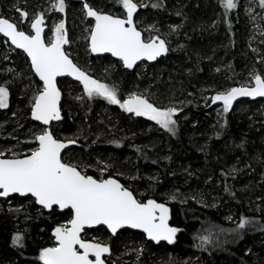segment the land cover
I'll return each mask as SVG.
<instances>
[{
    "label": "snow or ice",
    "instance_id": "obj_1",
    "mask_svg": "<svg viewBox=\"0 0 264 264\" xmlns=\"http://www.w3.org/2000/svg\"><path fill=\"white\" fill-rule=\"evenodd\" d=\"M112 3L121 9L118 15L106 11L105 7L94 6L90 0H83L81 11L89 20L84 38L90 53L97 56L110 54L127 70L134 69L138 62L156 61L167 55L170 42L166 35L161 34L155 24L141 27L143 21L138 17L141 8H162V0H153L151 4L144 0H112ZM219 5L227 17L237 9L238 0H219ZM259 7L264 9V0H259ZM66 8V0H52L48 11L65 14ZM16 11L21 21L29 20L27 11L19 7ZM46 26L43 11L31 16L27 31L22 30L14 20L0 17V36L25 54L30 62V73L38 78V81H33L25 77L29 79L25 94L32 90L28 99L30 118L42 126L32 132L31 140L25 141L33 145L27 153L7 155L0 151V197L18 195L30 198V202L50 214L59 212L67 215V219L57 223L52 230L54 245L39 251V264H106V257L111 255L110 245L96 236L85 238L88 235L86 229L98 227H103L112 236L122 229H135L157 245L162 241L169 245L175 243L181 229L169 225L170 209L166 203L153 198L139 199L130 186L111 175L105 178L103 174L110 167L107 163L99 169L101 174L96 178L82 170L79 163L66 161L62 155L64 150L77 141L61 139L53 130V122L63 119V93L58 86L59 77H72L79 82L83 94L77 96V100L85 97L89 100L102 99L125 113L154 122L172 136L178 131L175 117L181 109L158 104L145 93L130 92L126 98L121 97L116 85L102 82L73 61L71 52L65 48L72 41L64 19L52 25L47 41L44 35ZM170 27L173 33L177 31L178 26ZM8 71L14 73V78L23 77V73H15V69ZM240 97L253 100L264 97V74L253 72L249 82L218 91L210 100L212 104H222L218 116H226ZM9 98L10 88L7 84H0V109L9 108ZM100 163L97 161L98 165ZM170 199L175 200L176 195L172 194ZM250 223L248 218L241 217L237 229L244 230ZM23 239V235L17 233L12 244L22 247ZM198 239L200 243L197 247L200 248L212 243L211 235H201Z\"/></svg>",
    "mask_w": 264,
    "mask_h": 264
},
{
    "label": "rangeland",
    "instance_id": "obj_2",
    "mask_svg": "<svg viewBox=\"0 0 264 264\" xmlns=\"http://www.w3.org/2000/svg\"><path fill=\"white\" fill-rule=\"evenodd\" d=\"M206 1L207 4L212 2L211 4L217 5L218 12L220 10L222 14V16L217 15L215 17V19H217L213 25L209 23L207 26L206 31L209 33L208 36H212V32L215 33L214 31L220 30L222 18L224 21L228 20L230 17L235 25V34L231 37L223 36L218 41V46H222L221 51L214 50L211 53L209 66L206 67L207 71L203 77H199L197 74H194L192 69H188V77H192L195 84L198 86L197 93H194L192 97L185 93L182 87L179 88V84L177 85V80L175 79L176 74L166 71L162 66L150 68L149 66L155 64L142 65L140 73L142 77L145 75L146 81L142 82V86L136 85L135 88L133 87V90L131 89L132 91H129L130 88H127L126 81L122 74L117 72V67H114L109 62L98 59L90 61L89 58L92 56L87 50V40L84 38L87 35L85 28L88 26L89 20L84 18L81 11L83 0H66L67 8L65 14L48 11L52 0H0V17L14 20L22 30L27 31L29 29L31 16L38 11L45 12V21L47 25L45 33L46 41L50 39V29L52 25L58 22L59 19H64L69 38L72 41V43L66 45L65 48L71 52V57L82 68L89 71L91 75L100 79L102 82L108 83L109 85H116L121 97L126 98L130 92L145 93L158 104L163 106H175L181 109L175 117L178 121V127L180 126V128H183L184 132L195 142V145H197L198 150L201 152L200 154L205 155L208 153V148L212 145V136L204 138L201 137L203 135L201 132L197 131L196 133V128L200 127V123H202L201 121L199 122V119H201V117H206L204 119L205 124H203L201 128L204 129L207 118H216L218 117V112L222 111V106L212 104L210 97L225 88L237 87L249 82L250 75L253 72L264 74V9L259 7V0H238L237 9L229 13L227 17L223 15L224 10L220 7L219 0ZM90 2L94 6L105 7L106 11H111L117 15L121 11L118 6L113 5L112 0H90ZM144 2L151 4L153 0H144ZM190 2L196 7H200V11L203 7L205 9L204 0H190ZM16 7L27 11L29 13V20L21 21ZM141 9L143 11L148 10L147 8ZM139 11L140 9L138 12ZM164 21L168 24L159 22L157 18L149 15L144 19L141 27L155 24L156 27L159 28L160 33L166 35V38L170 42V50L167 55L170 52L175 54L183 51L186 47L184 41L177 39L175 36L182 32L187 22L176 20L175 18ZM170 26H178L177 31L173 33ZM224 26L226 27V23H224ZM169 33L171 34L168 35ZM144 34L145 36L148 35L147 32ZM230 48L232 50L236 48L237 52L231 55ZM253 49H255V51H253ZM5 57H7V59ZM238 58H242V61L238 63V74L236 79L232 80L228 74V70L235 64V60ZM9 69H15V73H23V77L14 78V73L9 72ZM217 69H219V71H217ZM25 77H30L33 81H37L34 74L29 71L27 58L22 53L17 52L10 46L9 42H5V38L0 36V84H7L10 88L9 108L0 109V151L5 152L7 155H11L13 152L21 155L27 153L33 145L25 141L31 140L32 132L38 130L37 126L32 123L29 124L30 111L28 99L32 95V90H29L27 94H25V88L29 83V79ZM59 85L63 93L62 107L64 117H70L71 123H74L71 129L58 124L53 127V130L61 139L68 138L78 140L80 138V141L83 143L87 141L88 146H90L91 144H96L100 140V137L108 131L111 133L116 131L117 134H120L118 130H123V128L119 124L120 122H118V117H122L124 112L118 106L110 105L107 101L102 99L89 100L85 97L83 100H77L76 97L83 94L82 86H80L79 83L66 80L62 81ZM145 90H147V92H145ZM250 101L252 100H244L234 104L228 115L231 114L233 117H264V100H262L258 111L252 108ZM96 104L99 105L96 106ZM199 108L204 110V116L197 115L196 109ZM13 113L16 115L13 116ZM87 117H94L93 119L95 121L88 122L89 119ZM142 119L145 121L142 133L146 135V139L142 142V147H146V149L153 152L159 149H161V152L163 150L166 151L163 156L164 161L170 166V160L173 158L172 154H170L172 148L169 146V141L163 140V135H166L167 132L159 128L154 122L148 121L143 117ZM125 137H127V135L124 134L121 136V139ZM233 141L243 144L246 139L237 137L236 139L232 138L231 142L225 143L227 144V151L225 150V152H228L231 156L237 157L236 160L232 161L229 172L238 174L239 169L237 168V163L238 159L241 158V150L238 148H240L241 145ZM122 144L123 143L119 142L115 145L120 147ZM136 146L139 147L140 145L136 144ZM83 152L81 148L73 150L66 155V160L72 163H79L82 170L91 172V174L97 176V178H99L101 174L99 169H102L105 163L112 165L110 164L112 160L111 157L113 156L112 153L109 155L101 153V151H94L92 157H90L88 155L86 156ZM258 154L257 163L261 165H258L255 172L264 168V151H260ZM97 161L101 163L98 165ZM85 165H87L86 168ZM109 168L104 172V176L113 171ZM171 169L173 171H180L179 173L181 176L180 178L164 184L163 187L159 189L157 196L161 202L170 206L171 203L185 204L189 199L195 200L205 209L222 208L221 215L225 222L233 224L239 222L226 208V201L217 190L220 183L215 179L213 174H210L209 171L211 168H209L208 164H204V166H200L193 171L188 165L178 161V165H175ZM118 172L121 173L124 172V170H119ZM252 172L253 171L246 173L241 172L235 181L244 202V212L248 216H255L258 214L257 209L260 210L264 207V199L259 196L258 192L252 191L255 186L260 184V176H253L251 174ZM196 174L205 178L203 187L199 186L194 181ZM131 176H136L137 179H129ZM129 177L127 178L129 185L138 197L154 199V195L151 194L146 187H142L141 183H147L148 181L152 183L161 182V175L158 170L151 167L142 168V170L133 171V174L129 173ZM172 194L176 195L175 200L170 199ZM33 205H35V203L30 202V198L23 199L22 201L11 199L6 202H0V207L3 206L4 211L30 210ZM35 212L37 215L42 213L38 209ZM48 217L51 222H53V226H56L57 223L64 222L65 218L67 219V217L62 218L59 215H49ZM11 227L14 230L11 237V247L16 248L18 246L12 244L13 236L17 233L24 236V233L20 225L15 221L11 223ZM179 229H181L180 232L184 231L183 228ZM230 232L232 233L233 231ZM39 233H43L42 228ZM221 233L231 234L229 230H221ZM93 236L100 238L105 243L109 242L110 245L112 244V240L104 229L89 232L87 239H91ZM47 238L46 247L53 246V239L50 233ZM4 248L7 249L6 247ZM114 253H116V256L110 257L111 259L109 258L113 264H139L142 258L146 259L148 264L209 263L198 255L185 257L168 251L163 247L157 248L152 243H149L144 235L133 232L119 235L117 244L114 247ZM260 258L264 259V256H260ZM0 264L34 263L20 261L13 251H8L7 249V251L4 250V253L0 255Z\"/></svg>",
    "mask_w": 264,
    "mask_h": 264
},
{
    "label": "trees",
    "instance_id": "obj_3",
    "mask_svg": "<svg viewBox=\"0 0 264 264\" xmlns=\"http://www.w3.org/2000/svg\"><path fill=\"white\" fill-rule=\"evenodd\" d=\"M162 3V8L152 9L148 7V10L145 11L140 9L138 16L144 21L145 18L152 15L164 24L166 23L164 20L171 18L186 21L185 28L179 35L175 36L177 39L183 40L186 47L179 53L170 52L164 59L149 67L157 68L162 66L166 71L176 74L175 79L177 80V85L179 84V88L182 87L185 93L191 94L190 96L192 97L194 93H197L198 86L192 77H188V69H192L194 74L203 77L207 71L206 67L209 66L211 53L214 50L221 51L222 46H218V41L223 36H233L235 34V25L231 17L224 21L222 18L220 30L214 31L215 33L212 32V36H208L209 33L206 28L209 23L213 25L217 19L215 17L217 15L222 16L220 10L218 12L217 5L211 4L212 2L207 4V1L204 0L205 9L203 7L200 11V7H196L190 0H162ZM224 23H226V27ZM229 24L231 27H229ZM236 52V48L234 50L230 48L231 55ZM89 60L94 61L95 59L90 57ZM98 60L107 62V58ZM239 61H242V58L236 59L235 64L228 70L232 80L237 77ZM117 72L122 74L127 88H130L129 90L133 89V87L135 88L136 85L142 86V82L146 81L145 75L137 79L136 73L128 74L121 70H117ZM261 102L262 100L250 101L252 108L256 111L259 110ZM98 105L96 104V106ZM196 112L198 116H204L205 114L202 108L196 109ZM87 118L89 119L88 122L95 121L94 117ZM205 118L201 117L199 119V122L201 121L202 123H200V127L196 128V133L199 131L203 134L201 137L212 136V145L208 148V153L205 155L200 154L201 152L195 142L180 126L175 136L169 133L163 135V140L169 141L170 145H168L172 148L170 154H172L173 158L170 160V166L164 161L163 156L166 151L163 150L161 152V149H159L153 152L146 149V147H142V142L146 139V135L142 133L145 125L143 119L133 120L125 116L118 117V122L123 128V130H118L120 134H117L116 131L113 133L108 131L100 137L96 144H91L87 147L86 144L88 142H85L84 145H81V149L90 157H92L94 151H101L109 155L112 153L118 170H120L119 168H124L130 173L148 167L158 170L161 175V182L152 183L148 181L141 184L142 187H146L154 195V199L160 202L161 200L157 196L159 189L164 184L181 176L180 171L171 169L178 165V161L185 163L193 171L200 166H204V164H208L209 168H211L208 171L220 183L217 190L226 201L225 206L229 213L238 221L241 217H245L251 223L244 230H238V223H227L223 220L221 215L222 208L205 209L198 202L191 199L187 200L185 204L171 203L172 224L178 228H183L184 231L179 233L177 241L172 246L160 245L157 248L163 247L168 251L185 257L198 255L208 261V264H264V259L260 258V256H264V207L260 210L257 209L258 214L255 216L246 215L244 202L235 184L236 178L239 177L241 172L253 171L251 174L253 176L259 175L260 177H257L261 181L252 191L258 192L259 196L264 199V168L255 172L258 165H261L257 163L258 153L264 151V117H233L231 114H227L226 116H218L213 119L207 118V127L204 125L205 128L201 129L203 124H205ZM71 122V118L66 117L63 126L71 129L74 124ZM221 125L224 126L221 127ZM83 126L85 127L84 124ZM217 133H219V136H217ZM124 134L127 137L121 139ZM237 137L245 138L246 141L243 144L233 141L241 145L238 148L241 150V158L238 159L237 163L239 173L233 174L229 172V168L232 161L236 160L237 157L225 152V150L227 151V144L225 143H229L232 138L236 139ZM115 139L121 140L123 143L122 147H118L112 142ZM79 144H82V141H79ZM136 144L140 146L137 147ZM204 180L205 178L197 174L194 179L201 187L204 185ZM13 200L22 201L23 199L15 197ZM142 200H146V198L142 197ZM36 210L35 205L31 206L30 210L4 211L3 206L0 207V255L4 253V250L7 251L8 249V251H13L20 261L39 264L38 254L43 247H46L47 237L53 227V222L44 213L37 215ZM14 221L20 225L24 233L22 247H11V237L14 232L11 223ZM41 228L43 233L40 234ZM221 230H229V233H231L230 231L233 232L228 235L227 233H221ZM125 233L127 232L122 234ZM201 235H211L212 243L205 245V248L197 247L200 243L198 237ZM118 239L119 237L115 242ZM139 264H148V262L142 258Z\"/></svg>",
    "mask_w": 264,
    "mask_h": 264
},
{
    "label": "flooded vegetation",
    "instance_id": "obj_4",
    "mask_svg": "<svg viewBox=\"0 0 264 264\" xmlns=\"http://www.w3.org/2000/svg\"><path fill=\"white\" fill-rule=\"evenodd\" d=\"M2 37V36H1ZM3 38V37H2ZM10 44V43H9ZM10 46H12L11 44H10ZM13 47V46H12ZM14 48V47H13ZM15 49V48H14ZM17 52H20V53H22V51H19V50H17V49H15ZM23 54V53H22ZM24 56H25V54H23ZM90 55L94 58V59H104V58H107V62H109V63H111L114 67H117V70H121V71H123V72H125V73H128V74H131V73H136V78L138 79L139 77H141L142 76V74L140 73L141 71H140V68L142 67V65H147V63H144V64H142V63H140V64H138L134 69H132V70H127V69H125V68H123V65L119 62V61H117L116 60V58H114V57H111L110 55H107V56H98V57H95L92 53H90ZM167 56V55H166ZM165 56V57H166ZM26 57V56H25ZM164 57V58H165ZM72 58V57H71ZM164 58H162V59H164ZM73 59V58H72ZM73 61L75 62V63H77L74 59H73ZM160 61V60H159ZM158 62V61H157ZM29 63V65H30V62H28ZM156 64V63H155ZM148 65H150V64H148ZM36 78V77H35ZM36 80H37V78H36ZM66 80H70V81H73L74 83H75V81L74 80H72L71 78H63V79H60L59 80V84L62 82V81H66ZM38 81V80H37ZM76 83H78V82H76ZM59 87H60V85H58ZM133 90V89H132ZM132 90H129V91H132ZM136 90V89H135ZM137 91V90H136ZM252 101H256V100H252ZM63 104V98L61 99V105ZM123 116H125V117H130V118H132L133 120H137V119H142V117H135V116H132L131 114H128V113H125L124 112V115ZM62 117H63V119L61 120V121H59V122H53V127L55 126V125H60V126H63V123H64V120L66 119V117H64V111H63V107H62ZM29 120H30V122L33 124V125H35V126H37V127H42V126H39V124H38V122H35V121H32L31 120V118L29 117ZM83 123V122H82ZM88 123V122H87ZM64 127V126H63ZM79 138V137H78ZM80 139V138H79ZM77 140L76 139V144H74L73 146H71L68 150H66V151H64V153L62 154V155H64V157H65V160H66V155L69 153V152H71V151H73V150H76V149H78V148H81V145H84V143L82 142V144H79V141L80 140ZM87 142V141H86ZM114 144H116V143H122L121 142V140H119V139H115V140H113L112 141ZM87 145V147H88V144H86ZM120 147H122V145L120 146ZM86 156H87V153L86 152H83ZM101 153H104V152H101ZM112 158V160L110 161V164H112V165H110V170H113V172H111V173H109V174H107V175H105L104 177L105 178H107L108 176H113L114 178H116V179H118V180H120V182L121 183H123V184H125L126 186H130L129 185V182H128V177H129V171H127V170H124V168H122L123 170H124V172H121V173H124V175H119L118 173H120V172H118L119 170L116 168V165L115 164H113V163H115L114 162V158L113 157H111ZM67 161V160H66ZM120 170H122L121 168H119ZM115 171V172H114ZM87 174H89V175H92V176H94L93 174H91V172H88L87 171ZM133 174V173H132ZM94 177H96L97 178V176H94ZM134 192V191H133ZM135 195H136V193H134ZM137 196V195H136ZM15 197H18V198H20V199H29V198H23V197H19V196H13V197H10V198H8V199H2V198H0V202H6V201H9V200H11V199H13V198H15ZM137 198H139V199H142V198H140V197H138L137 196ZM158 201V200H157ZM160 202V201H159ZM163 203V202H162ZM35 206H36V208L38 209V210H40L42 213H44L45 215H47V216H49V215H59V216H61L62 218L63 217H67V215L66 214H61V213H59V212H55V213H49V211H47L46 209H42L41 207H39L38 205H36L35 204ZM65 220H66V218H65ZM173 225V224H172ZM54 227L55 226H53L51 229H50V235H51V237H52V230L54 229ZM98 229H104L103 227L101 228H97V229H91V230H86V232L87 233H89V232H94L95 230H98ZM106 232H107V230L106 229H104ZM123 232H133V233H137V234H140V235H142V233H139V232H134V231H131V230H128V229H122L121 231H120V233H118L116 236H112L109 232H107V234H108V236L110 237V239L112 240L111 242H112V244L110 245L109 244V242H108V244L110 245V247H111V255L110 256H108V257H106V262L108 263V264H113L112 262H111V258H112V256H116V253H114V247L116 246V243L117 242H115V240L119 237V235H121ZM179 233H180V231H179ZM86 239H87V236L85 237ZM52 239H53V245H54V243H55V239H54V237H52ZM150 243V242H149ZM153 244V243H152ZM154 245V244H153ZM161 245H164V244H161ZM154 246H156V245H154ZM158 246H160V245H158ZM158 246H156V247H158ZM111 257V258H110ZM110 258V259H109Z\"/></svg>",
    "mask_w": 264,
    "mask_h": 264
},
{
    "label": "water",
    "instance_id": "obj_5",
    "mask_svg": "<svg viewBox=\"0 0 264 264\" xmlns=\"http://www.w3.org/2000/svg\"><path fill=\"white\" fill-rule=\"evenodd\" d=\"M45 33H46V27H45ZM45 33H44V35H45ZM10 43V42H9ZM14 47V46H13ZM18 50V49H17ZM19 51H21V50H19ZM95 57H98L97 55H95V54H93ZM107 55H110V54H103L102 56H107ZM166 56V55H165ZM165 56H161V57H159L156 61H141V62H138V64H140V63H142V64H144V63H147V64H150V65H152V64H155V63H157V61H159V60H161L162 58H164ZM137 64V65H138ZM63 78H71L72 80H74L72 77H59L58 78V81L60 80V79H63ZM37 80H38V78H37ZM75 81V80H74ZM75 82H78V81H75ZM79 83V82H78ZM258 99H262V100H264V97H257L256 99H254V100H258ZM244 100H253L252 98H248V97H240V98H238L237 99V101H235L234 102V104H237V103H239V102H242V101H244ZM233 104V105H234ZM216 106H222V104H220L219 102H217L216 104H215ZM74 144H72V145H69V147L67 148V149H65L64 151H66V150H68L71 146H73ZM14 196H18V195H14ZM10 197H13V196H10ZM10 197H7V198H4V197H0V198H2V199H8V198H10ZM24 198V197H23ZM157 202H159V201H157ZM39 206V205H38ZM167 206L169 207V209H170V212H169V225L171 226V227H176V226H174V225H172V212H171V207L167 204ZM39 207H41V206H39ZM48 211V210H47ZM98 228H100V227H98ZM102 228V227H101ZM94 229H97V228H94ZM86 230H91V229H86ZM128 230H131V231H134V232H139V233H142V232H140L139 230H135V229H128ZM142 235H144L143 233H142ZM145 236V235H144ZM178 236H179V232L177 233V235H176V240H175V242L177 241V239H178ZM145 238H146V236H145ZM146 240H147V238H146ZM148 242H150V243H153L154 245H156V246H158L155 242H152V241H149V240H147ZM161 244H164V245H167V246H172L173 244H171V245H169V244H167L166 242H161L159 245H161ZM108 257V256H107ZM106 264H108L107 262H106Z\"/></svg>",
    "mask_w": 264,
    "mask_h": 264
}]
</instances>
